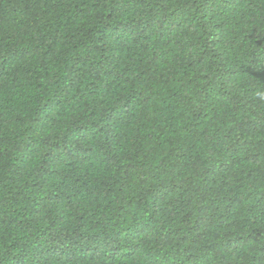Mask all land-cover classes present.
<instances>
[{"label":"trees","instance_id":"16d2710c","mask_svg":"<svg viewBox=\"0 0 264 264\" xmlns=\"http://www.w3.org/2000/svg\"><path fill=\"white\" fill-rule=\"evenodd\" d=\"M0 264H264V0H0Z\"/></svg>","mask_w":264,"mask_h":264}]
</instances>
